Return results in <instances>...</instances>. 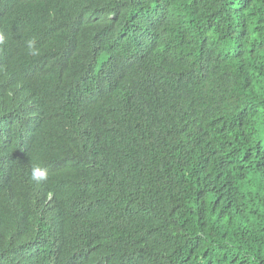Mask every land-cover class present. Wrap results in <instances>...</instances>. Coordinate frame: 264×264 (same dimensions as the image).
<instances>
[{
    "label": "trees",
    "instance_id": "16d2710c",
    "mask_svg": "<svg viewBox=\"0 0 264 264\" xmlns=\"http://www.w3.org/2000/svg\"><path fill=\"white\" fill-rule=\"evenodd\" d=\"M0 264H264V0H0Z\"/></svg>",
    "mask_w": 264,
    "mask_h": 264
},
{
    "label": "clouds",
    "instance_id": "9594fccd",
    "mask_svg": "<svg viewBox=\"0 0 264 264\" xmlns=\"http://www.w3.org/2000/svg\"><path fill=\"white\" fill-rule=\"evenodd\" d=\"M97 60H98V63H97L96 66H94L95 74L104 73L105 76L107 77L108 76V72L103 68V59L99 58ZM134 81H136V80L134 79ZM46 178L47 177H46L45 171L41 170L40 168H34L33 169V172H32V179L33 180H35L36 182L39 183V182L45 180Z\"/></svg>",
    "mask_w": 264,
    "mask_h": 264
}]
</instances>
